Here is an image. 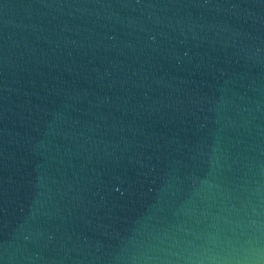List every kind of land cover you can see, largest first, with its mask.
Here are the masks:
<instances>
[{
  "label": "water",
  "instance_id": "water-1",
  "mask_svg": "<svg viewBox=\"0 0 264 264\" xmlns=\"http://www.w3.org/2000/svg\"><path fill=\"white\" fill-rule=\"evenodd\" d=\"M0 264H264V0H0Z\"/></svg>",
  "mask_w": 264,
  "mask_h": 264
}]
</instances>
